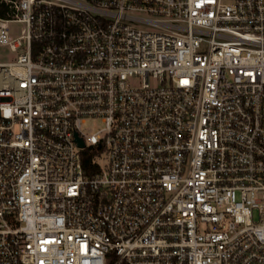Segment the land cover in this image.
<instances>
[{
	"label": "built area",
	"instance_id": "obj_1",
	"mask_svg": "<svg viewBox=\"0 0 264 264\" xmlns=\"http://www.w3.org/2000/svg\"><path fill=\"white\" fill-rule=\"evenodd\" d=\"M2 1L0 264H264V0Z\"/></svg>",
	"mask_w": 264,
	"mask_h": 264
},
{
	"label": "rangeland",
	"instance_id": "obj_2",
	"mask_svg": "<svg viewBox=\"0 0 264 264\" xmlns=\"http://www.w3.org/2000/svg\"><path fill=\"white\" fill-rule=\"evenodd\" d=\"M9 28L13 34H17L21 28V24L17 22H11L9 23ZM14 55L15 54L8 47L0 46V61L11 60ZM83 128L86 133H91L96 130V126L93 124V122H88L83 126Z\"/></svg>",
	"mask_w": 264,
	"mask_h": 264
},
{
	"label": "trees",
	"instance_id": "obj_3",
	"mask_svg": "<svg viewBox=\"0 0 264 264\" xmlns=\"http://www.w3.org/2000/svg\"><path fill=\"white\" fill-rule=\"evenodd\" d=\"M8 11H9L8 5L4 1L0 0V16L8 15ZM91 157L92 154L89 152H87L86 155H84L82 159V164L85 167V169L88 168V165L90 164L91 161Z\"/></svg>",
	"mask_w": 264,
	"mask_h": 264
},
{
	"label": "water",
	"instance_id": "obj_4",
	"mask_svg": "<svg viewBox=\"0 0 264 264\" xmlns=\"http://www.w3.org/2000/svg\"><path fill=\"white\" fill-rule=\"evenodd\" d=\"M77 142H78V144H79L80 146H83V142H82V140H81L80 138H77Z\"/></svg>",
	"mask_w": 264,
	"mask_h": 264
}]
</instances>
